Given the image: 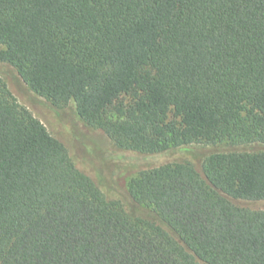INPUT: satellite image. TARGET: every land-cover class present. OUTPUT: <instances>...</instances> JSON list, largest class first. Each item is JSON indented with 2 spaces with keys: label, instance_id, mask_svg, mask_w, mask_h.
Masks as SVG:
<instances>
[{
  "label": "trees",
  "instance_id": "16d2710c",
  "mask_svg": "<svg viewBox=\"0 0 264 264\" xmlns=\"http://www.w3.org/2000/svg\"><path fill=\"white\" fill-rule=\"evenodd\" d=\"M0 61L116 147L264 145V0H0ZM141 172L132 217L0 79V264H264V152Z\"/></svg>",
  "mask_w": 264,
  "mask_h": 264
},
{
  "label": "rangeland",
  "instance_id": "374dc122",
  "mask_svg": "<svg viewBox=\"0 0 264 264\" xmlns=\"http://www.w3.org/2000/svg\"><path fill=\"white\" fill-rule=\"evenodd\" d=\"M3 48L0 46V51ZM0 79L19 106L27 109L48 132L67 148L76 168L86 175L107 200L117 203L132 217H153L149 208L135 204L128 184L141 172L166 164L191 163L198 171L203 161L216 153H259L264 145L233 146L194 144L159 154L120 149L100 130L86 125L76 114L74 103L55 107L33 93L16 71L0 61ZM252 210H264V202H237Z\"/></svg>",
  "mask_w": 264,
  "mask_h": 264
}]
</instances>
